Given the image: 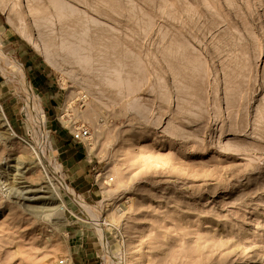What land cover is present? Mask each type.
Returning a JSON list of instances; mask_svg holds the SVG:
<instances>
[{
    "label": "rangeland",
    "instance_id": "obj_1",
    "mask_svg": "<svg viewBox=\"0 0 264 264\" xmlns=\"http://www.w3.org/2000/svg\"><path fill=\"white\" fill-rule=\"evenodd\" d=\"M0 264H264V0H0Z\"/></svg>",
    "mask_w": 264,
    "mask_h": 264
},
{
    "label": "built area",
    "instance_id": "obj_2",
    "mask_svg": "<svg viewBox=\"0 0 264 264\" xmlns=\"http://www.w3.org/2000/svg\"><path fill=\"white\" fill-rule=\"evenodd\" d=\"M72 139L74 141H82L89 136V130L85 127H81L72 133Z\"/></svg>",
    "mask_w": 264,
    "mask_h": 264
},
{
    "label": "bare ground",
    "instance_id": "obj_3",
    "mask_svg": "<svg viewBox=\"0 0 264 264\" xmlns=\"http://www.w3.org/2000/svg\"><path fill=\"white\" fill-rule=\"evenodd\" d=\"M45 163V162H44Z\"/></svg>",
    "mask_w": 264,
    "mask_h": 264
}]
</instances>
